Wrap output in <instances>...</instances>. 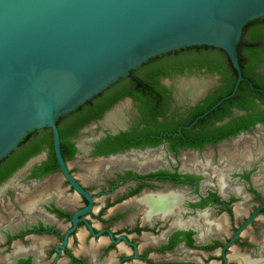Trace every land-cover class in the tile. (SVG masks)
Masks as SVG:
<instances>
[{"label":"flooded vegetation","instance_id":"af4514ba","mask_svg":"<svg viewBox=\"0 0 264 264\" xmlns=\"http://www.w3.org/2000/svg\"><path fill=\"white\" fill-rule=\"evenodd\" d=\"M240 41L244 79L221 102L238 72L218 48L164 53L106 88L132 94L60 144L83 192L52 146L0 183V264H264V16Z\"/></svg>","mask_w":264,"mask_h":264},{"label":"water","instance_id":"95a60500","mask_svg":"<svg viewBox=\"0 0 264 264\" xmlns=\"http://www.w3.org/2000/svg\"><path fill=\"white\" fill-rule=\"evenodd\" d=\"M264 0H0V160L150 58L185 47L223 50L243 80L237 44ZM218 102V103H219ZM217 103V104H218ZM31 159L28 165L37 161Z\"/></svg>","mask_w":264,"mask_h":264},{"label":"trees","instance_id":"16d2710c","mask_svg":"<svg viewBox=\"0 0 264 264\" xmlns=\"http://www.w3.org/2000/svg\"><path fill=\"white\" fill-rule=\"evenodd\" d=\"M252 22L248 21L243 28ZM254 39V38H253ZM258 37L255 38V40ZM250 45V44H249ZM242 46H246L241 41L237 44L239 49ZM248 46V45H247ZM252 46V45H250ZM198 48H214L206 45L197 46ZM106 89L100 92L98 95L88 100L77 110L70 113L68 116V121L65 124H61V118L56 120L59 134H60V144L62 147L69 146L71 148L72 143L68 140L71 133L67 130L84 126L85 124L100 118L103 113L108 110L117 100L125 95H131V90L127 87L118 91H110ZM31 132L20 142L19 147L13 150L8 156L0 160V183H2L6 178L12 175L15 171L21 168L28 159L38 154L40 150L44 147L52 146V133L49 132L41 138H36L33 141H29L28 138Z\"/></svg>","mask_w":264,"mask_h":264},{"label":"bare ground","instance_id":"6f19581e","mask_svg":"<svg viewBox=\"0 0 264 264\" xmlns=\"http://www.w3.org/2000/svg\"><path fill=\"white\" fill-rule=\"evenodd\" d=\"M96 165V164H95ZM99 166V165H98ZM94 168H95V166H94ZM156 201V200H155Z\"/></svg>","mask_w":264,"mask_h":264}]
</instances>
